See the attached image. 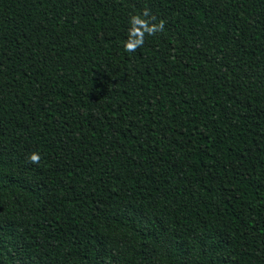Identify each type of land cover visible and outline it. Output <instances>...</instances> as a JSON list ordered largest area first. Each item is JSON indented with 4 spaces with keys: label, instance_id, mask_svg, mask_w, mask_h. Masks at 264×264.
Segmentation results:
<instances>
[{
    "label": "trees",
    "instance_id": "16d2710c",
    "mask_svg": "<svg viewBox=\"0 0 264 264\" xmlns=\"http://www.w3.org/2000/svg\"><path fill=\"white\" fill-rule=\"evenodd\" d=\"M0 264H264V0H0Z\"/></svg>",
    "mask_w": 264,
    "mask_h": 264
},
{
    "label": "clouds",
    "instance_id": "9594fccd",
    "mask_svg": "<svg viewBox=\"0 0 264 264\" xmlns=\"http://www.w3.org/2000/svg\"><path fill=\"white\" fill-rule=\"evenodd\" d=\"M155 17L150 15L148 9L142 13L134 14L129 19V29L127 39L123 41V48L126 52H135L138 48L144 45L145 36H153L164 30V21L154 23ZM31 164L38 165L41 161V156L38 152H32L27 157Z\"/></svg>",
    "mask_w": 264,
    "mask_h": 264
}]
</instances>
